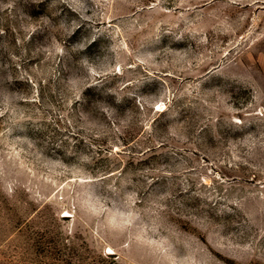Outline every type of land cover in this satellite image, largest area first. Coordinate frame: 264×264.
<instances>
[{"label":"rangeland","instance_id":"rangeland-1","mask_svg":"<svg viewBox=\"0 0 264 264\" xmlns=\"http://www.w3.org/2000/svg\"><path fill=\"white\" fill-rule=\"evenodd\" d=\"M0 264H264V0H0Z\"/></svg>","mask_w":264,"mask_h":264}]
</instances>
